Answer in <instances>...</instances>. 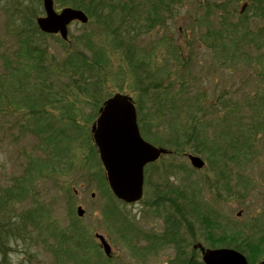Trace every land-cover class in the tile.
Here are the masks:
<instances>
[{
    "label": "rangeland",
    "instance_id": "1",
    "mask_svg": "<svg viewBox=\"0 0 264 264\" xmlns=\"http://www.w3.org/2000/svg\"><path fill=\"white\" fill-rule=\"evenodd\" d=\"M207 1L210 0H186L181 9L172 13V19L168 18L170 31L161 26L163 31L160 34V28H149L146 23L141 27L146 29V32L140 33L141 28L131 30L136 33L132 34L138 47L148 51L154 58L151 63L158 65L165 62L162 59H168L165 63L167 70L171 72L168 78L172 88L178 84L177 76L183 69L175 65L170 55L167 57V43L179 44L184 48L183 55L187 56L184 60L189 62L188 70L198 74V79L191 81L193 85L188 93L181 94L186 103L196 95L199 97L201 91L207 95V103H215L216 96L224 92L226 95L221 98V103L227 102L232 104L230 107L236 106V123L246 125L251 124L252 119L259 121L251 152L247 153L242 167H236L239 170L237 171L231 166L233 170L228 174L229 184L223 180L218 187H209L206 181L213 179V173L206 169L207 159L204 155L191 148L176 153L173 146L165 145L172 152L163 154L145 169L143 198L132 204H125L116 199L106 182L104 168L91 136L90 128L97 117L99 104L96 105L95 101L86 97L80 99L76 104L78 115L73 126H69L66 119L64 122L62 117L67 105L72 103V94L77 89L57 68L60 69L67 50L76 45L81 33L85 29L89 30L88 22L83 24L75 21L68 28L66 41L58 35H46L40 41L49 55L48 64H52V69L56 66L59 72H55L52 80L56 85L54 93L60 101L46 106L45 114L51 115L55 129L68 132L67 135L71 137L68 144L69 156L61 157L56 166L53 165L54 167L45 170L46 172L40 171L34 163L29 165L30 155L43 158L42 146H38L41 140L34 135L31 127H22L27 116H23L20 110L0 111V186L12 187V178L20 179L24 173L25 177L35 184L23 200L12 202V220L17 212L30 208L34 204L33 200V207H36V204L40 207L39 229H31L29 240L18 239L6 255L2 254L10 264H17L23 259L28 264L94 263L102 254L107 257L95 233L102 234L110 244L112 264H172L171 261L178 251L175 245L167 243L154 249L148 248L143 250L145 253L142 254L139 251L147 247V239L138 237L130 245L125 244V239L119 233L122 228L120 221H110L105 212L113 210L114 215L126 214L135 219L136 226L142 231L160 233L164 221L154 213L155 210L163 203L169 202L168 196H174L175 189L183 192L181 199L177 198L179 203L184 202L191 210V207L195 206L188 204L189 196L186 195V200L183 199L193 184L195 188L200 185V194L208 207L218 215L220 225L230 224L234 228L244 226L243 228H247L245 234L253 235L254 240L260 241L261 248L256 254L257 257L248 260L249 264L264 260V115H255L259 105L264 108V99H261L264 98V54L261 55L263 58L257 60L256 55L260 54V51L250 47L247 51L249 55L246 56L242 51L237 52L234 46H223L222 36L209 33V28H218L221 9L218 6L212 9L207 7ZM224 1L226 9L234 16L244 14L251 22V27L264 26V19L254 16L255 11L250 8L249 0H237L234 3ZM16 2L18 6L12 7L5 5V0H0V56L9 54L16 48L15 39L11 35L9 12H15L13 17L17 18L23 6L30 4L33 8L36 6V16L44 14L41 0L39 5L35 3V6L32 0ZM243 3H246V6L241 12ZM54 6L60 9L69 5L54 0ZM91 28L97 37V44L106 45L110 53L109 66L100 77L102 89L99 96L103 95L104 100L107 94L121 92L135 100L138 86L130 76L123 57L116 49L107 45L109 40L99 36L94 25ZM166 36L168 40L163 43L161 38ZM1 66L2 57L0 68ZM171 87L169 90L173 91ZM258 95L262 97L259 98ZM207 116L205 115L204 121L209 120ZM150 130L156 133L153 126ZM208 131L211 132V128H208ZM83 134H86L87 141L84 140ZM187 153L200 155L205 160L204 167H192ZM78 205L84 209L82 216L76 213ZM202 224L204 223L201 221V215L198 218L193 216L180 231L183 239L181 245L188 256H200L197 248L192 246L194 242L214 248L205 241ZM223 246L225 245L220 247ZM24 249L27 250L26 253Z\"/></svg>",
    "mask_w": 264,
    "mask_h": 264
},
{
    "label": "trees",
    "instance_id": "2",
    "mask_svg": "<svg viewBox=\"0 0 264 264\" xmlns=\"http://www.w3.org/2000/svg\"><path fill=\"white\" fill-rule=\"evenodd\" d=\"M5 1V5L18 6L16 0ZM32 1L34 6L39 5L40 0ZM57 1L83 9L89 19V30L85 29L78 37L76 45L67 50L60 69L56 66L52 69V64H48L49 55L45 47L40 44L41 38L46 34L39 31L35 23L37 13L34 12V9L37 11L36 6L33 8L30 4L23 6L17 18L13 17L15 12L8 11L11 35L15 39L16 48L12 49L9 54L5 53L0 56L2 57L0 111L3 109L20 110L23 116H27V120L23 124L21 123L22 127H31L34 135L41 140L38 142V146H42L43 158H34L33 155H30L29 165L34 163L40 171L46 172L45 170L56 166L61 157L69 156L68 144L71 137L67 135L68 132L65 133L59 128L55 129L51 115L45 114L46 106L57 104L60 101L54 93L56 85L52 80V76L58 72L57 69L61 70L60 73L65 74L70 80V84L75 85L74 88L77 89L72 94V103L68 104L66 111L63 112L64 122L66 119L69 126L74 125L78 115L76 104L82 98L86 97L95 101L96 105H101L103 95L99 96L102 89L100 77L109 66L110 53L106 45L97 44V37L91 28L94 25L98 35L109 40L107 45H110L111 49H116L123 57L130 76L138 86L135 104L142 136L152 143L173 146V151L175 150L176 153L182 152L186 148L201 153L207 159L206 169L213 173L215 180H208L206 184L209 187H218L223 180L229 184L228 174L233 169H237L236 167L241 168L247 153L251 152L259 121L252 119L251 124L246 125L236 123V106L230 107L232 104L221 103V98L226 95L224 92L216 96L215 103L205 101L208 97L204 91H201L199 97L196 95L186 103L181 94L188 93L193 82L198 79V74L188 70L189 62L184 60V57H187L183 55L184 48L179 44L167 43V57L170 55L175 65H179L183 69V72L177 76L178 84L172 88V83L168 78L171 72L167 70L165 63L168 59H162L165 62L158 65L151 63L154 58L148 51L138 47L137 40L133 35L136 33L133 29L131 30V28L144 27L146 23L149 28L156 26L160 28L158 31L162 34L161 26L164 30H169L168 18L172 19V13L181 9L186 0ZM227 1L234 3L237 0ZM249 1L250 8L255 11L254 16L264 19V0ZM206 4L211 9L214 6L221 9L219 10V26L217 29L209 28L207 30L209 33H217L215 36H222L223 46H234L237 52L242 51L246 56L249 55L247 51L251 47L260 51V54L256 55L257 60L263 58V25L251 27V22L244 14L234 16L228 11L224 0L218 2L210 0ZM139 32H146V29L141 28ZM167 40V36L161 38L163 43ZM190 50L192 51L191 48ZM54 80L56 81L55 78ZM169 87L173 91L169 90ZM109 95L111 94H107L105 97ZM258 107L259 110L255 115H264V108H261L260 105ZM205 115H208L209 120L204 121ZM152 126L156 133L151 132L150 127ZM207 127L211 128V132ZM83 135L84 140L87 141L86 134ZM237 171L239 170L237 169ZM25 176L24 173L20 179L12 178V187L0 186L1 257L2 254H7L12 245H16L18 239L29 240L31 229H39L40 207L38 204L33 207L34 200L32 201L34 204L30 208L17 212L12 220V202L23 200L35 185ZM196 188L193 184L190 186L192 191L184 194L183 200H186V195H188V204L195 206L191 207V210L184 202L179 203L177 198L181 199L183 192L177 189L174 190V196H168V203H163L160 208L155 210L154 213L162 217L164 221L160 233L142 231L136 226L135 219L126 214L114 215V211L111 210L106 211L105 215L110 221L111 219L114 222L115 220L120 221L122 228L119 233L125 239V244L130 245L138 237L147 239V247L139 251L142 254L145 253L143 250H148V248L154 249L167 243L175 245L178 251L171 261L172 264H204L199 258L201 257L199 248L197 251L200 256L193 257L192 254L188 256L183 251L184 246L181 245L183 239L180 231L182 227L193 216L198 218L199 215L204 223L202 224L204 239L210 246L225 245L243 254L246 253L245 256L248 260L256 259V254L261 248L260 241L254 240L253 235L245 234L247 228H243L244 226L234 228L230 224L220 225L218 215L204 202L200 194V185ZM196 243L198 242H194L192 246ZM24 252L26 253L27 250L24 249ZM1 257L0 264H10L5 256L2 259ZM112 259L102 254L98 261L91 264H112ZM17 264L28 263L23 259ZM82 264L84 263L82 262Z\"/></svg>",
    "mask_w": 264,
    "mask_h": 264
},
{
    "label": "water",
    "instance_id": "3",
    "mask_svg": "<svg viewBox=\"0 0 264 264\" xmlns=\"http://www.w3.org/2000/svg\"><path fill=\"white\" fill-rule=\"evenodd\" d=\"M42 5L45 14L36 18L38 27L47 33H59L63 39L67 38L70 22L79 20L85 23L88 20L86 13L79 8L66 6L57 12L53 0H42ZM91 132L113 195L126 203L139 200L143 193L144 167L169 152V149L154 145L142 137L133 98L118 92L106 98L91 125ZM187 156L195 168H201L205 163L199 155L189 153ZM83 213L84 209L79 205L77 214L81 216ZM96 236L109 256V243L103 235ZM193 248L200 249L204 264H249L242 252L231 247L209 248L196 243ZM255 264H264V260Z\"/></svg>",
    "mask_w": 264,
    "mask_h": 264
},
{
    "label": "flooded vegetation",
    "instance_id": "4",
    "mask_svg": "<svg viewBox=\"0 0 264 264\" xmlns=\"http://www.w3.org/2000/svg\"><path fill=\"white\" fill-rule=\"evenodd\" d=\"M97 233H95V236H96Z\"/></svg>",
    "mask_w": 264,
    "mask_h": 264
}]
</instances>
